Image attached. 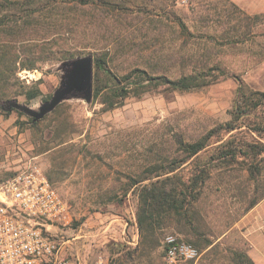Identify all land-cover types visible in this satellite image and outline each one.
<instances>
[{"label": "rangeland", "instance_id": "1", "mask_svg": "<svg viewBox=\"0 0 264 264\" xmlns=\"http://www.w3.org/2000/svg\"><path fill=\"white\" fill-rule=\"evenodd\" d=\"M4 4L0 57L5 50L8 60L0 64V184L29 162L51 177L72 216L69 226L54 231L66 252L83 264H93L99 255L109 264H238V254L248 255L237 223L251 202L264 197V151L258 150L264 130L253 129L264 124V108L243 117L241 127L220 131L199 153L162 175L184 184L194 175L205 181L190 221L161 218L152 247L141 243L135 219L139 185L132 186V177L156 162L168 166L171 155L178 159L177 139L195 140L229 120L238 80L264 92V0ZM258 13L263 14L255 17ZM178 17L187 31L176 25ZM104 52L118 75L139 67L174 77L206 65L217 68L216 79L183 92L158 86L108 111L99 99L72 96L38 121L5 107V100L16 98L38 108L59 86L63 61ZM35 85L40 94L26 99L24 92ZM235 146L242 151L225 153ZM167 236L194 245L198 256L169 261ZM204 238L210 246L195 244Z\"/></svg>", "mask_w": 264, "mask_h": 264}, {"label": "trees", "instance_id": "2", "mask_svg": "<svg viewBox=\"0 0 264 264\" xmlns=\"http://www.w3.org/2000/svg\"><path fill=\"white\" fill-rule=\"evenodd\" d=\"M12 1L13 0H2L0 2V7L4 6V3H11ZM84 1L88 2L89 0ZM231 5L236 8L234 4L231 3ZM38 9L41 10V8ZM261 14L263 13H258L255 17H261ZM245 17L250 19V16ZM235 18L232 29L233 34H236L239 29V24L237 23L239 21H235ZM176 25L181 27L180 29L182 30L186 29V25L179 17L176 20ZM222 28L224 29L225 27L223 26ZM224 32L228 33L229 31L226 28ZM242 34H244V32ZM232 37L235 40V36L232 35ZM1 53H3V56L0 57V64H7L8 58L4 56L6 51L3 50ZM107 55L108 53L104 52L93 56L92 74V97L93 99H99V103L102 104L101 109L104 111L123 105L124 100L129 96L139 97L144 92L151 91L158 86H164L165 89L170 91L183 92L206 86L216 79L214 70L217 68L206 65L201 66L198 71L194 70L192 73H183L174 77L153 75L146 69L139 67H133L124 74L118 75L108 66ZM27 67L34 68L33 64ZM24 94L26 99H31L37 94H40V91L35 85L33 88L27 89ZM260 108H264V92L251 90L238 80L234 107L231 111L229 120L211 127L195 140L184 141L183 139H177V148L181 153L178 159H176L177 156L171 155L170 160L167 162L168 166H162L161 164H156V162L145 167L143 175L132 177V186L139 185V193L137 194L138 206L135 219L143 247H152L155 245V242H157L156 225H160L161 218H165V216L172 217L173 220L179 218L189 220L192 218V205L201 194L202 186L205 181L204 175H199V177L194 175L187 184H184V182L176 176L162 175L174 171L180 164L199 153L202 148H205L208 143H210L214 136L220 133V131L228 132L241 127L242 118L247 117L252 111ZM9 113L10 111L4 112V114ZM17 114L21 115L22 113L17 111ZM259 127L260 129L263 127L264 130L263 123L254 125L253 129L257 131ZM258 145L262 146L258 149L259 153L264 151V145ZM235 151H242L241 146L229 148L225 150V153L235 156L237 155ZM200 171L203 172V168H201ZM47 179L51 184L50 181H52V179L49 175ZM255 203H257V200L251 202L247 210L255 205ZM190 240L193 241L192 239ZM195 244L208 247L211 241L208 238H204L202 243L198 242ZM237 259L238 264H254L247 254H238Z\"/></svg>", "mask_w": 264, "mask_h": 264}, {"label": "built area", "instance_id": "3", "mask_svg": "<svg viewBox=\"0 0 264 264\" xmlns=\"http://www.w3.org/2000/svg\"><path fill=\"white\" fill-rule=\"evenodd\" d=\"M71 222L68 204L43 170L36 163H26L0 184V264H83L66 252L65 241L54 233ZM165 241L169 261L198 256L194 245L173 236ZM93 264L109 262L99 255Z\"/></svg>", "mask_w": 264, "mask_h": 264}, {"label": "water", "instance_id": "4", "mask_svg": "<svg viewBox=\"0 0 264 264\" xmlns=\"http://www.w3.org/2000/svg\"><path fill=\"white\" fill-rule=\"evenodd\" d=\"M61 69L63 73L59 86L54 90L50 99L42 102L38 108L20 103L16 98L5 100V107L19 110L32 117L33 121H38L69 97L77 96L89 101L93 88L92 54L67 59L61 63Z\"/></svg>", "mask_w": 264, "mask_h": 264}, {"label": "crops", "instance_id": "5", "mask_svg": "<svg viewBox=\"0 0 264 264\" xmlns=\"http://www.w3.org/2000/svg\"><path fill=\"white\" fill-rule=\"evenodd\" d=\"M254 264H264V197L246 210L237 223Z\"/></svg>", "mask_w": 264, "mask_h": 264}]
</instances>
